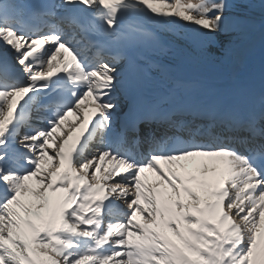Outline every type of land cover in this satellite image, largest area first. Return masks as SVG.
I'll return each mask as SVG.
<instances>
[{"label": "snow or ice", "instance_id": "6c2138e0", "mask_svg": "<svg viewBox=\"0 0 264 264\" xmlns=\"http://www.w3.org/2000/svg\"><path fill=\"white\" fill-rule=\"evenodd\" d=\"M237 2L0 0V264H264V97L176 78L160 35L232 57Z\"/></svg>", "mask_w": 264, "mask_h": 264}, {"label": "bare ground", "instance_id": "6f19581e", "mask_svg": "<svg viewBox=\"0 0 264 264\" xmlns=\"http://www.w3.org/2000/svg\"><path fill=\"white\" fill-rule=\"evenodd\" d=\"M233 8L237 11L238 9L242 10V8H244L245 10V8L249 7H243L234 3ZM241 12L250 15L254 11ZM258 14L260 17L256 16L254 19L256 20L255 29L244 35V38L234 40L232 47L235 50V54L224 60L217 58L208 51L200 50L194 41V33L182 29H176L175 31L169 29L164 31V39L174 44L168 55L164 57V62L177 63L180 66V70L184 67L189 68L192 77L198 79V89H209L213 91L220 89L226 93L235 91V85H232L233 77L231 75V70L236 68L239 70L238 80H241L242 82L239 91H246L248 89L250 92L254 85L261 81V76L264 74V13ZM232 15L236 16L233 11ZM243 18L245 17H241V19ZM222 39H224V37H222ZM61 52H64V50H61ZM243 57L246 58V62L241 65L240 60ZM65 58L70 59L66 53ZM201 76L203 78L200 79ZM86 102L87 101H85V105L88 103ZM77 120L78 117L75 114L69 113L64 127L68 128L71 122H76ZM98 146L99 145L96 147ZM95 148H92V151H94ZM193 160L200 163H212L207 157L190 158V161ZM190 161H188V164L193 167L194 164ZM103 164V167H109V162L107 160H105ZM176 166H178V162ZM161 168L167 172L169 165L165 163L164 167ZM208 176L211 177L212 173L209 172ZM142 179L149 182H155L157 177L155 173L146 172Z\"/></svg>", "mask_w": 264, "mask_h": 264}, {"label": "rangeland", "instance_id": "374dc122", "mask_svg": "<svg viewBox=\"0 0 264 264\" xmlns=\"http://www.w3.org/2000/svg\"><path fill=\"white\" fill-rule=\"evenodd\" d=\"M237 4H240V5H242L243 7L245 6L244 4H242V3H238L237 2ZM245 7H249L252 11H254V13H252L250 16H252V17H250V16H248V18L249 19H251V21H253L254 23H255V25H256V20H254L255 18H256V16L258 15L259 17H260V15L257 13H255V12H263L264 13V11H262L261 10V8H260V0H253V4H250V5H247V6H245ZM249 8H245V10H244V8H242V10L241 9H238L239 11H251ZM235 12H237L236 10H234ZM234 13V12H233ZM237 13H239L238 15H236V16H241V12H237ZM247 14V13H246ZM245 13H243V16H246L247 17V15H246ZM262 16V15H261ZM244 21H246V24H247V27H246V32H248V31H250V32H252L253 30H254V28H255V26H254V24L250 21V20H248V19H243ZM252 30V31H251ZM250 32H248V33H250ZM247 33H245V35H246ZM246 37V36H245ZM198 89V88H197Z\"/></svg>", "mask_w": 264, "mask_h": 264}]
</instances>
